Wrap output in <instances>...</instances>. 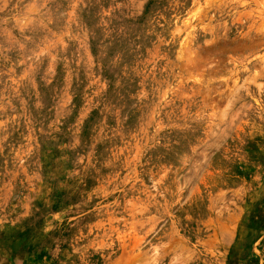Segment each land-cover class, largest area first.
<instances>
[{
    "label": "rangeland",
    "instance_id": "374dc122",
    "mask_svg": "<svg viewBox=\"0 0 264 264\" xmlns=\"http://www.w3.org/2000/svg\"><path fill=\"white\" fill-rule=\"evenodd\" d=\"M0 264H264V0H0Z\"/></svg>",
    "mask_w": 264,
    "mask_h": 264
}]
</instances>
